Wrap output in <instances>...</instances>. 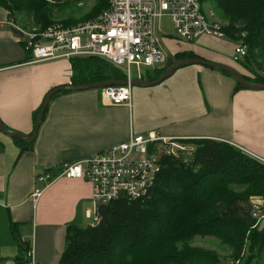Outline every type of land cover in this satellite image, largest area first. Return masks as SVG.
I'll use <instances>...</instances> for the list:
<instances>
[{"label": "crops", "instance_id": "obj_1", "mask_svg": "<svg viewBox=\"0 0 264 264\" xmlns=\"http://www.w3.org/2000/svg\"><path fill=\"white\" fill-rule=\"evenodd\" d=\"M9 21L0 7V121L10 132L33 136L35 111L52 90L71 85L72 67L68 60L29 62ZM198 42L180 53L235 67L233 42L211 37ZM203 67L183 66L160 85L132 87L131 107L104 104L100 91L53 97L30 149L0 131V264H16L20 256L13 224L37 264H59L67 228L94 226L93 187L82 179L57 178L36 197V177L109 150L131 131L182 143L223 142L264 162V91L238 90L232 76Z\"/></svg>", "mask_w": 264, "mask_h": 264}, {"label": "trees", "instance_id": "obj_2", "mask_svg": "<svg viewBox=\"0 0 264 264\" xmlns=\"http://www.w3.org/2000/svg\"><path fill=\"white\" fill-rule=\"evenodd\" d=\"M56 1L0 0V7L8 12V20L14 22L19 14L33 16L40 30L59 23L76 25L68 24V20L49 24L45 12L51 7L49 4ZM207 2L227 22L222 27L227 39L243 41L248 46L246 60L261 74L257 73L255 80L245 77L246 80L264 85L261 62L264 59V0H201L203 9ZM96 3L95 12L107 4L87 20L96 18L108 8V0ZM175 58L198 56L178 53ZM70 63L71 86L126 81L121 71L97 58H74ZM171 65L168 59L164 68L146 72L143 80H158ZM237 89L245 88L237 82ZM43 105L44 102L34 113L35 127ZM15 140L31 148L32 143ZM183 143L195 146L189 160L185 162L182 157L174 156L163 158L162 172L147 197L100 206L97 225L68 227L59 264H220L216 252L190 245L196 237L220 240L231 250L235 261H241L246 245L259 255L264 253V226H261L264 222L254 228L257 221L252 216L250 202L253 195L264 199V162L223 142L184 140ZM235 184L250 185L254 192L236 193L230 188ZM11 229L20 246L16 264H27L24 255L30 245L21 242L17 225L13 224Z\"/></svg>", "mask_w": 264, "mask_h": 264}, {"label": "built area", "instance_id": "obj_3", "mask_svg": "<svg viewBox=\"0 0 264 264\" xmlns=\"http://www.w3.org/2000/svg\"><path fill=\"white\" fill-rule=\"evenodd\" d=\"M71 1V0H70ZM171 19L179 42L195 43L203 37L227 40L223 25L209 20L201 0H108V8L96 18L75 26L54 24L45 30L27 31L16 22L8 25L23 40L31 63L97 58L121 71L128 86L101 89V100L115 107L132 105L133 80L143 81L146 72L162 69L168 56L161 40L160 20ZM248 57L243 41L234 45V61ZM184 141V140H183ZM190 151L187 145L158 133L138 135L131 131L128 139L84 161L65 162L57 172H44L36 177L35 196L57 178L82 179L93 187L94 225L99 224L100 206L120 200L147 197L162 172L165 157ZM257 221L264 219L259 207H252ZM21 242H25L24 239ZM27 264H37L30 246ZM240 260L231 264H240Z\"/></svg>", "mask_w": 264, "mask_h": 264}, {"label": "rangeland", "instance_id": "obj_4", "mask_svg": "<svg viewBox=\"0 0 264 264\" xmlns=\"http://www.w3.org/2000/svg\"><path fill=\"white\" fill-rule=\"evenodd\" d=\"M96 1L98 0H71V1L57 0L56 2H51L49 4L51 5V7L47 10L48 12L45 13L50 19V23H49L50 25L54 22L59 23L60 21L63 20H68L69 21L68 24L78 25L90 21L87 19L99 13L106 7L107 3L99 11L95 12L94 10L97 6ZM204 11L206 16L209 18V20L218 22L226 26L227 22L221 19L220 15L217 12H215V10L213 9V7L209 2L205 3ZM16 19H17L16 23L27 31H31L33 28H38L39 26L34 22L33 16H29L25 13L16 15ZM160 28L162 31L161 40L164 46L167 48V50L173 55L180 53L181 51H187L185 46L201 45L198 41H196L195 43H187V44L179 43V41L176 39L177 36L174 31L172 21L167 16L162 17V19L160 20ZM227 40L231 41L229 39ZM180 44H182V47L184 45L183 50H180L178 48ZM233 44L235 45V42H233ZM263 60H261V62H263V66H264ZM251 63L252 62H248L247 60L242 61L240 63L235 62L234 63L235 67H231V68L235 69L238 72L240 71L241 73H243L242 75H244L245 77L255 80L256 74L257 73L261 74V73L256 71V68ZM194 66L200 68L203 67L200 65H194ZM203 68H206L207 70L209 69L208 67H203ZM215 71L223 74V72L221 71L218 70ZM89 91H100L101 94V90H89ZM190 154L191 151L177 153L178 157H182L183 160H185V162L189 160ZM230 188L236 193L252 194V192H254L250 188V185L235 184V185H230ZM250 202L253 206L259 207L262 214L264 215V199L262 197H259L258 195H253L250 197ZM260 221L263 224L264 219L262 220V216ZM261 226L263 227L264 224ZM190 245L197 249H204V250H210L216 252L221 259L220 264H231L233 262H236L234 259H232L233 257H231L232 256L231 250L216 238L196 237L194 240L191 241ZM241 257L242 259L240 264H264V253L259 255L258 251H253L250 249V245L249 246L246 245L244 247Z\"/></svg>", "mask_w": 264, "mask_h": 264}, {"label": "water", "instance_id": "obj_5", "mask_svg": "<svg viewBox=\"0 0 264 264\" xmlns=\"http://www.w3.org/2000/svg\"><path fill=\"white\" fill-rule=\"evenodd\" d=\"M163 48L169 58V60H171L172 65L169 67V69L167 70V72L158 80L153 81V82H149V81H141V80H133L130 85L132 87H153V86H157L160 85L161 83H163L164 81H166L167 79H169L170 77H172L174 75V73L181 67L183 66H187V65H200V66H204V67H208L211 68L213 70H218L221 72H225L227 74H229L230 76H232L241 86H243L245 89L247 90H252V91H264V85H259V84H251L249 83L245 76L240 74L238 71H236L235 69L229 67V66H225V65H221L218 63H214V62H209L203 58H194V59H183V60H178L175 58L174 55H172L167 48L163 45ZM129 83L127 81H123V82H108V83H100V84H92V85H85V86H62V87H58L54 90H52L46 97L45 101H44V105L43 108L41 110V114L38 118V121L36 123V128H35V132L33 134V136H26L20 133H14V132H10L6 126L0 121V131L2 133H4L5 135L11 137V138H15V139H19V140H25L27 142H34L36 140V137L38 135V131L44 121L45 118V114L46 111L49 107V104L52 100V98L57 95L58 93L61 92H78V91H88V90H101L104 88H111V87H120V86H128Z\"/></svg>", "mask_w": 264, "mask_h": 264}]
</instances>
